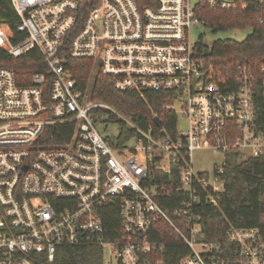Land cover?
Returning <instances> with one entry per match:
<instances>
[{
    "label": "built area",
    "instance_id": "obj_1",
    "mask_svg": "<svg viewBox=\"0 0 264 264\" xmlns=\"http://www.w3.org/2000/svg\"><path fill=\"white\" fill-rule=\"evenodd\" d=\"M84 1L10 0L17 41L14 23H0V48L16 58L38 50L50 75L33 73L23 85L12 67L0 65V264H52L60 246L83 244L102 246L103 264H264L259 226L232 225L216 242L197 212L221 199L229 153L264 157L255 69L239 63L233 85L209 82L200 39L190 36L203 21L200 5L232 8L234 0L194 7L190 0L144 7L137 0ZM71 59L92 62L84 87ZM259 69L264 99V59ZM97 72L120 91L164 94L186 130L146 131L94 101ZM97 109L116 112L136 133L110 144L95 125ZM202 148L225 155L213 176L194 169L193 152ZM157 173L169 181L158 182ZM111 208L120 220L114 239L106 237L104 219ZM163 225L179 238L174 249L158 238Z\"/></svg>",
    "mask_w": 264,
    "mask_h": 264
},
{
    "label": "trees",
    "instance_id": "obj_2",
    "mask_svg": "<svg viewBox=\"0 0 264 264\" xmlns=\"http://www.w3.org/2000/svg\"><path fill=\"white\" fill-rule=\"evenodd\" d=\"M94 5L97 0H87ZM142 7L155 5L156 0H137ZM198 15L206 25L214 31L227 30L234 27L252 28L250 35L243 41L233 39H217L209 55L204 53L206 47L200 40L198 50L203 54L207 79L221 86L233 85L239 63L249 62L256 71V115L257 121L264 131V99L261 86L260 66L264 59V0H234L232 8L211 5H200ZM14 23L10 29L17 41L16 25L19 18L10 0H0V23ZM0 65L12 67L18 75L19 82L27 85L33 73H47V61L38 50L34 49L22 57L16 58L0 48ZM69 67L75 74L80 87H84L92 75V62L87 59H71ZM48 74V73H47ZM50 81V75H47ZM92 83V98L115 108L126 118L133 121L141 129L161 134V129L154 122L158 116L166 132L175 136L178 128V116L174 110L166 108L167 96L159 92H147L141 95L135 91H120L113 87L110 79L97 72ZM110 113L105 109H97L96 114ZM115 113V114H114ZM109 114V120L118 121L122 131L118 137L120 142L131 138L136 130L118 118L116 112ZM117 116V117H116ZM225 167L224 192L217 205L199 204L197 212L201 215L203 231L207 238L222 242L227 228L230 226L256 227L264 233V157L243 158L239 154L229 153ZM157 181L168 182L169 175L157 173ZM162 201V200H161ZM169 206L172 201H162ZM104 219L106 237L114 239L119 235V211L111 208ZM174 249L180 245L179 238L171 227L163 225V232L158 237ZM184 253V251H183ZM103 248L94 244L60 246L52 264H103ZM174 261L173 258L170 259Z\"/></svg>",
    "mask_w": 264,
    "mask_h": 264
},
{
    "label": "rangeland",
    "instance_id": "obj_3",
    "mask_svg": "<svg viewBox=\"0 0 264 264\" xmlns=\"http://www.w3.org/2000/svg\"><path fill=\"white\" fill-rule=\"evenodd\" d=\"M192 6H196L199 0H190ZM252 28H237L234 27L232 29L227 30H216L212 29L210 26L206 25L205 22H199L194 25L190 30L191 40L193 42L199 41V39L203 42L206 47L212 48L213 44L217 39H235L238 41L245 40L251 33ZM176 109L179 111L181 109V105L178 102L175 104ZM114 113V111H110V113L105 114H96L95 125L97 129L104 137V139L110 144L115 145L116 141L122 131L121 124L118 121L109 120V114ZM115 114V113H114ZM118 115V114H117ZM117 117V116H116ZM118 118H121L118 115ZM130 120V119H128ZM178 129L181 131L186 130L187 122L185 118H183L182 114L178 115ZM137 144L136 141L132 140L128 145L129 147H133V145ZM127 156L129 154H126ZM193 162L194 169L197 172H206L213 176L214 169L217 165L222 164L225 155L222 151H216L214 149L202 148L195 150L193 152ZM104 257L109 259V250L105 249Z\"/></svg>",
    "mask_w": 264,
    "mask_h": 264
},
{
    "label": "water",
    "instance_id": "obj_4",
    "mask_svg": "<svg viewBox=\"0 0 264 264\" xmlns=\"http://www.w3.org/2000/svg\"><path fill=\"white\" fill-rule=\"evenodd\" d=\"M84 4L87 6L88 5V1H84ZM210 52H211V50H210L209 47H205L204 48V53L206 55H209ZM154 122L157 124L158 127H162L163 126L162 120L158 116L154 117Z\"/></svg>",
    "mask_w": 264,
    "mask_h": 264
}]
</instances>
